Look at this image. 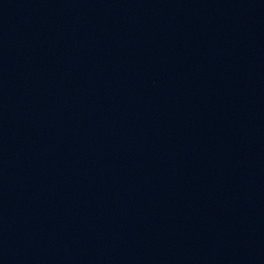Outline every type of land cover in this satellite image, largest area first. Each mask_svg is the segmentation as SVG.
I'll return each instance as SVG.
<instances>
[{
  "label": "water",
  "instance_id": "obj_1",
  "mask_svg": "<svg viewBox=\"0 0 264 264\" xmlns=\"http://www.w3.org/2000/svg\"><path fill=\"white\" fill-rule=\"evenodd\" d=\"M0 264H264V0H0Z\"/></svg>",
  "mask_w": 264,
  "mask_h": 264
}]
</instances>
